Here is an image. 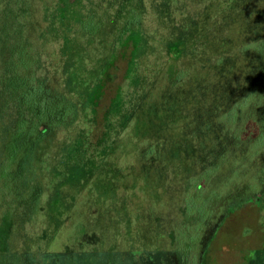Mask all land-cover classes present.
<instances>
[{
	"label": "rangeland",
	"instance_id": "374dc122",
	"mask_svg": "<svg viewBox=\"0 0 264 264\" xmlns=\"http://www.w3.org/2000/svg\"><path fill=\"white\" fill-rule=\"evenodd\" d=\"M139 6V29L123 33ZM7 8L28 42L13 74L39 55L80 116L19 184L42 195L17 202L0 125V264H176L187 244L216 264H264L252 200L264 147L251 135L264 129V2L0 0V39ZM90 13L96 34L81 29Z\"/></svg>",
	"mask_w": 264,
	"mask_h": 264
},
{
	"label": "trees",
	"instance_id": "16d2710c",
	"mask_svg": "<svg viewBox=\"0 0 264 264\" xmlns=\"http://www.w3.org/2000/svg\"><path fill=\"white\" fill-rule=\"evenodd\" d=\"M260 2L262 3L264 0H260ZM136 8L140 9L141 6L133 9L132 17L127 21L123 33L139 29L141 20L138 19L137 11L139 9L136 10ZM5 14L3 26L7 25L5 29L9 32L0 39V51L2 48L4 51L0 52V120L3 122L0 121V125H6L7 121H10L7 126V134L11 138L5 143V157L0 164L3 166L5 183L16 184L14 192L18 197L15 200L17 202L38 198L42 195V188L39 185L34 186L32 181L29 185L25 184L26 188L20 187L19 184H24L22 180L25 179L23 176L26 171L32 173L34 170L43 168L44 159L52 151L56 137L61 131L69 129L77 122L80 110L76 101L51 84L45 76L38 74L41 64L39 55L30 58L32 59L30 65L34 64L32 69L23 63V65H19L21 70L27 69L28 72L22 71L23 75L13 74L11 66L15 69L16 65L12 64V59L21 56L20 54L28 42L23 36L22 25L18 23L20 21L18 20L17 25L8 8ZM253 16L254 24L259 23V20L264 22V10L255 12ZM22 18H24V13L18 16V19ZM90 19H95L94 14L90 13L79 21L81 29L84 33L96 34L102 29V26L100 24L97 27L91 26L90 21L88 22ZM14 25H17V28L12 30ZM14 32H16L15 38ZM263 45L264 43L261 45L260 53H263ZM214 84L216 83L214 82ZM98 90L99 93L91 98V102L94 104H96V99L101 96L102 87L99 86ZM228 115L227 112L226 118ZM13 127L15 128L14 133L11 130L14 129ZM251 133L254 145L264 147V129L255 128L251 130ZM83 134L84 137L88 136V132L84 131ZM103 137L105 138V135ZM102 138L101 142L104 139ZM261 173L264 175V167ZM28 186L30 188H27ZM10 189L12 190V187ZM252 200L257 203L254 205L264 211V192H257ZM189 207L190 213L202 212L200 208H193L191 205Z\"/></svg>",
	"mask_w": 264,
	"mask_h": 264
},
{
	"label": "flooded vegetation",
	"instance_id": "af4514ba",
	"mask_svg": "<svg viewBox=\"0 0 264 264\" xmlns=\"http://www.w3.org/2000/svg\"><path fill=\"white\" fill-rule=\"evenodd\" d=\"M194 214H197V213H194ZM201 232L202 230L198 233L200 234ZM194 246L195 245L187 244V245L182 246V249H178L177 251H174L175 252V256H174L175 263L176 264H216L215 260H213V258H211L209 255L208 246L206 247L205 250L197 249V252H194L195 250L193 249Z\"/></svg>",
	"mask_w": 264,
	"mask_h": 264
}]
</instances>
